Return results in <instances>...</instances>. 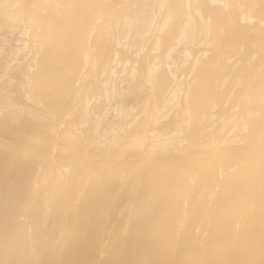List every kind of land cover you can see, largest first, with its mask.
Masks as SVG:
<instances>
[{"label": "bare ground", "instance_id": "bare-ground-1", "mask_svg": "<svg viewBox=\"0 0 264 264\" xmlns=\"http://www.w3.org/2000/svg\"><path fill=\"white\" fill-rule=\"evenodd\" d=\"M0 66V264H264V0H0Z\"/></svg>", "mask_w": 264, "mask_h": 264}, {"label": "rangeland", "instance_id": "rangeland-1", "mask_svg": "<svg viewBox=\"0 0 264 264\" xmlns=\"http://www.w3.org/2000/svg\"><path fill=\"white\" fill-rule=\"evenodd\" d=\"M0 68H1V66H0ZM1 70V69H0ZM14 80V79H13ZM15 82H16V80H14ZM28 90L26 89V88H22L21 89V94H22V97H24L23 95H28V92H27Z\"/></svg>", "mask_w": 264, "mask_h": 264}]
</instances>
